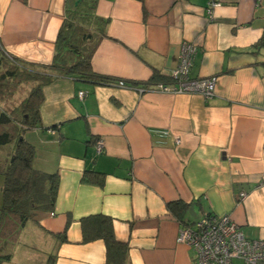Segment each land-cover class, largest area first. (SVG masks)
Masks as SVG:
<instances>
[{
  "label": "crops",
  "instance_id": "crops-1",
  "mask_svg": "<svg viewBox=\"0 0 264 264\" xmlns=\"http://www.w3.org/2000/svg\"><path fill=\"white\" fill-rule=\"evenodd\" d=\"M218 1L209 11L208 0H95L106 24L94 72L150 88L156 74L168 81L189 40V76H216L215 94L67 77L44 85L40 121L24 139L34 168L56 174V199L34 212L1 264H104V241L82 239L80 218L94 214L111 219L130 264H196L177 236L206 212L264 238V0ZM64 13L65 0H0L2 48L48 66ZM2 184L0 164V213ZM174 202L188 205L184 221Z\"/></svg>",
  "mask_w": 264,
  "mask_h": 264
},
{
  "label": "trees",
  "instance_id": "trees-1",
  "mask_svg": "<svg viewBox=\"0 0 264 264\" xmlns=\"http://www.w3.org/2000/svg\"><path fill=\"white\" fill-rule=\"evenodd\" d=\"M105 24L106 20L95 13V0H65L64 18L57 32L52 61L48 66L23 62L6 53L0 44V97L23 83H31L27 95L19 105L10 111L0 107V146L8 143L13 145L11 158H5L2 163L0 264L10 260L13 243L34 212L52 209L57 194L56 174L34 168V149L25 141L22 132L39 123L42 87L55 78L67 77L102 84L113 81L94 72L91 66L92 55L105 36ZM259 43H264V40ZM152 79L153 82L165 81L158 74ZM167 205L184 221L182 216L187 211V204L174 202ZM185 223L191 222L184 221L183 224ZM80 224L84 242L93 239L104 241V264H130L127 244L115 239L108 216H84L80 218Z\"/></svg>",
  "mask_w": 264,
  "mask_h": 264
},
{
  "label": "built area",
  "instance_id": "built-area-1",
  "mask_svg": "<svg viewBox=\"0 0 264 264\" xmlns=\"http://www.w3.org/2000/svg\"><path fill=\"white\" fill-rule=\"evenodd\" d=\"M218 0H208L209 11L218 6ZM196 44L183 40L179 47L176 66L171 69L168 81L155 82L150 88L145 85L127 83L122 79L108 81L120 87H126L142 93L148 90L168 93H197L205 99L215 94L217 77L207 76L191 78L190 67L194 60ZM79 98L86 93L79 91ZM175 142L179 138L174 136ZM101 141L97 142L100 150ZM245 192L238 194L239 199ZM177 242L190 246L194 251L196 264H264V238H248L241 227L229 215L203 213L196 221L183 224L178 232Z\"/></svg>",
  "mask_w": 264,
  "mask_h": 264
},
{
  "label": "rangeland",
  "instance_id": "rangeland-1",
  "mask_svg": "<svg viewBox=\"0 0 264 264\" xmlns=\"http://www.w3.org/2000/svg\"><path fill=\"white\" fill-rule=\"evenodd\" d=\"M30 86H31V83H23L22 85H19L16 88H12L11 91L9 92L6 91L5 95L3 93L0 97V107L4 110L10 111L13 107L19 105L21 100L27 95ZM3 95L4 97L2 98ZM22 133L24 136L25 131ZM12 146L13 145L11 143H8L4 146H0V164L3 163V160L5 158L6 159L11 158L10 154L12 151ZM30 264H33V263L30 262Z\"/></svg>",
  "mask_w": 264,
  "mask_h": 264
},
{
  "label": "water",
  "instance_id": "water-1",
  "mask_svg": "<svg viewBox=\"0 0 264 264\" xmlns=\"http://www.w3.org/2000/svg\"><path fill=\"white\" fill-rule=\"evenodd\" d=\"M190 209H193V206L192 205L190 206Z\"/></svg>",
  "mask_w": 264,
  "mask_h": 264
}]
</instances>
